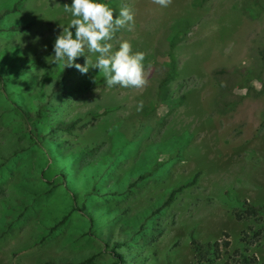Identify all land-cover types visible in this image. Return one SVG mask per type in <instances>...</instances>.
<instances>
[{"label":"rangeland","instance_id":"rangeland-1","mask_svg":"<svg viewBox=\"0 0 264 264\" xmlns=\"http://www.w3.org/2000/svg\"><path fill=\"white\" fill-rule=\"evenodd\" d=\"M244 1L206 0L195 7L193 0H171L162 8L153 0H103L114 18L125 6L134 14L131 30L121 28L109 43L115 50L127 40L133 52L144 53L146 83L139 89L108 88L96 68L81 74L64 67V73L58 71L62 64L51 62L55 38L72 19L64 12L71 0H24L6 18L32 25L24 32L0 34V57L8 58L14 50L16 63L24 68L16 76H0V264L84 259H90L86 264H113L118 258L109 251L112 243L103 245L110 241L122 243L116 249L122 255L117 264H190V234L201 242L227 240L228 246L221 248L223 262L231 261L235 250L248 248L264 263V218L238 220L231 213L233 199L264 204V94L243 96L238 89L229 96L237 103L221 111V88L212 75L216 68L249 65L255 49H264V11L255 16L256 9L243 6ZM258 2L264 5V0ZM172 39L176 77L167 82L160 99L157 83L169 66ZM85 55L95 62L97 54L86 47ZM85 60L80 56L75 62L83 65ZM149 103L155 108L146 114ZM39 105L47 110L43 123L78 120L72 133L57 132L52 138L61 142L64 154L78 153L79 167L105 169L100 165L103 156L117 153L106 174L108 184L116 178L135 180L137 173L131 175L138 169L152 170L131 191L117 194L104 185L99 197L85 202L91 216L100 214L94 229L84 215L72 213L49 230L66 213L72 193L63 185L45 184L35 167L40 152L26 138L18 109ZM105 107L114 109L97 115ZM197 172V181L179 192L144 231L119 232L122 220L131 222ZM90 184L84 178L74 186L79 204Z\"/></svg>","mask_w":264,"mask_h":264},{"label":"trees","instance_id":"trees-1","mask_svg":"<svg viewBox=\"0 0 264 264\" xmlns=\"http://www.w3.org/2000/svg\"><path fill=\"white\" fill-rule=\"evenodd\" d=\"M24 0H10L7 4H0V34H9L14 32H24L28 30L32 21H24V20H14V21H6V18L14 13H17L20 10L21 3ZM206 0H193L192 5L195 7L202 6ZM252 6L256 9L255 16H258L262 11H264V5L260 4L258 0H245L243 2V6ZM174 40H170L169 42V52L168 57L170 58L169 66L163 73L161 77L158 78L157 83V92L160 94L162 89L166 86L167 82L174 79L176 77V65L174 64V56L172 55V48L174 44ZM10 51V50H9ZM10 53V57L5 58V56L0 57V76L3 75H12L16 76L19 74L22 68V65L16 63L14 50ZM256 58L253 63L249 65H241V66H231L229 68L220 67L216 68L212 71V75L218 80V85L221 90L218 94L219 100V109L221 111H226L231 108L233 105L237 103L238 100L229 98L230 95L233 94L234 91L243 90V96H258L259 94H264V79L262 78V72L264 68V49L258 47L255 49ZM62 69L65 73V68L59 66L58 71ZM56 75V73H54ZM230 82V83H228ZM259 85H256V84ZM159 98L162 99V95H159ZM239 99V98H238ZM17 102V101H16ZM18 103V102H17ZM150 109L146 112L149 114L154 108L155 105H151L149 103ZM113 107H105L101 110L97 115L108 113L113 110ZM20 111V115L27 126L26 138L33 144L38 151L40 152V156L34 158L35 167L39 169V176L44 180L45 184H49L52 187H56L58 185H63L66 191L71 192L69 195L70 202L67 203L66 213L60 219H55L51 224H49V230L56 229L60 225H62L66 219V217L72 213H77L79 215H84L88 220V226L94 229V223L97 221V216H91L88 212V208L85 202L91 203V198L99 197V192L101 187L106 185L107 187H111L115 189V193H123L131 191L136 188L140 181L150 177L152 175V170H142L138 169L134 171L131 175H135L137 173L135 180H126L127 182H120L116 178V181H112L111 184H108L105 180L107 179L106 174L114 168V165L117 160V153H111L110 155H105L100 161V165L103 163V168L99 171L89 164L86 166H78L79 165V157L77 152H69L67 154L63 153V149L61 147V142L53 139V135L57 132H61L64 134H70L76 128V124L78 122L77 119L71 120H56L51 122L50 124L43 123L41 120L44 119L47 112L43 110L42 106H38L37 108L29 107L28 109H18ZM47 111V110H46ZM261 121L264 122V111L261 113ZM99 165V164H98ZM158 164H154L153 168H155ZM79 167L78 170L75 168ZM91 171L92 174L86 175L87 171ZM98 170V169H97ZM98 172V173H97ZM198 172L184 182L178 183L171 187L165 196L158 202L150 205L142 212L137 214L134 220L129 221H121L117 228L121 234L130 235L135 233L138 234L141 231L146 229V225L151 219L161 213L176 197V195L184 190L185 188H189L192 186L198 178ZM86 178L89 181L90 187L87 194V197L84 196V199L81 200V203L78 202L77 193H75L74 186L77 184L79 179ZM106 189V187H105ZM109 189V188H107ZM124 212L119 213L122 215ZM232 215L238 220H250L257 221L259 219L264 218V204L255 205L249 203L245 200L233 199L232 203ZM116 216V210L112 213ZM45 231L41 233L40 237H43ZM257 234V233H255ZM247 242V241H246ZM112 243L109 251L114 253V255L118 258V260L113 263L117 264V262L122 261V255L117 252V248H119L122 243L121 242H104L103 245L109 246ZM248 243V242H247ZM190 248L193 252V263L190 264H209L213 262V264H264L259 263L255 256L248 253V248H243L242 250H235L234 255L231 257L232 260L222 261L221 248L228 246V241H222L221 243L218 241L210 242L205 241L201 242L196 239L194 236L190 234L189 237ZM229 259V257H228ZM90 261V259H84L79 262H60V263H52L51 264H86Z\"/></svg>","mask_w":264,"mask_h":264},{"label":"clouds","instance_id":"clouds-1","mask_svg":"<svg viewBox=\"0 0 264 264\" xmlns=\"http://www.w3.org/2000/svg\"><path fill=\"white\" fill-rule=\"evenodd\" d=\"M153 2L165 8L171 0ZM64 12L70 13L72 19L55 38L51 62L63 68L75 67L81 74L96 68L108 88L139 89L145 85L144 53L133 52L127 40H121L115 50L109 43L121 28L131 30L134 14L129 7L120 8L114 18L113 10L103 0H71L70 5L65 4ZM85 47L89 53L97 54L95 62L89 61ZM80 56L86 57L83 65L75 62ZM141 108L142 104L137 106V110Z\"/></svg>","mask_w":264,"mask_h":264}]
</instances>
